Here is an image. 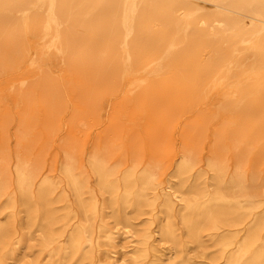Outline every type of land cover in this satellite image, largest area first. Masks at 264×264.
<instances>
[{
  "label": "bare ground",
  "instance_id": "bare-ground-1",
  "mask_svg": "<svg viewBox=\"0 0 264 264\" xmlns=\"http://www.w3.org/2000/svg\"><path fill=\"white\" fill-rule=\"evenodd\" d=\"M108 1L119 21L129 13L130 28L108 34L109 21L104 18L69 23L67 30L78 33L68 36L65 44L72 47L76 41L85 48L63 50L65 39L50 34L39 39L35 57L64 73L83 66L101 70L102 78L125 74L142 81L162 65L173 69L164 83L186 96L191 93L186 85L198 88L209 78L210 67L226 59L242 64L237 56L241 49L254 54L255 65L264 68V0ZM179 9L182 16L176 14ZM243 17H249L251 25ZM153 21L164 25L154 28ZM212 27L224 30L209 31ZM224 41L229 46L223 50ZM22 42V35L0 36V47L13 49ZM47 42L51 48H46ZM164 45L166 49H160ZM204 50L216 52L214 63L199 62ZM186 68L192 69L188 77L181 73ZM145 95L124 98L138 101L146 110ZM149 123L153 127L145 133L150 136L159 127L154 109ZM194 165L189 155H180L175 170L179 184L160 190L162 173L153 167L130 164L120 171L98 152L84 167L78 158L64 162L58 178L18 160L13 178L0 170V264H264V205L247 193L246 177L237 172L226 178L224 167L209 161V190L204 174H194ZM91 177L95 185L89 183ZM192 251L200 257L194 258ZM210 252L212 256H204Z\"/></svg>",
  "mask_w": 264,
  "mask_h": 264
},
{
  "label": "rangeland",
  "instance_id": "rangeland-1",
  "mask_svg": "<svg viewBox=\"0 0 264 264\" xmlns=\"http://www.w3.org/2000/svg\"><path fill=\"white\" fill-rule=\"evenodd\" d=\"M77 2L0 0V36L22 35L23 40L13 49L0 47V170L13 178L15 163L23 159L39 173L45 171L58 178L64 162L78 158L84 167L89 156L98 152L120 171L130 164L138 168L153 167L162 173L158 188L170 190L179 184L176 165L179 156L186 154L195 161L194 174L196 171L204 174L209 190L212 186L208 162L216 161L224 167L226 178L237 172L244 175L247 193L264 205V68L255 65L254 54L241 49L237 56L242 64L233 65L226 59L217 67H210L206 76L210 79L204 78L195 90L189 83L186 85L191 90L187 96L164 83L173 69L162 65L146 81L127 79L125 74L102 78L101 70L92 72L83 66L72 67L75 70L64 73L52 62L35 57L33 51L39 49V39L55 34L65 39L61 49L76 50L85 47L76 41L72 47L65 44L68 36L78 33V30H67L69 23L104 18L109 21L108 34L131 27L126 21L129 13L127 17H119L122 19L119 21L108 0H83L82 5ZM182 12L179 9L176 14L182 16ZM243 18L249 26L251 19ZM31 25L33 29L28 28ZM163 25L156 21L150 24L154 28ZM215 30L222 32L224 27ZM221 46L224 50L229 45L224 41ZM46 48H51L49 42ZM216 56V52L204 50L200 52L199 62L214 63ZM42 72L45 74L41 77ZM191 72L192 69L181 70L187 77ZM144 93L146 110H141L135 98V101L124 98L127 94L142 96ZM153 109L159 127L149 136L145 131L153 127L149 123V112ZM238 122L242 123L241 129ZM89 183L95 185V179L91 177ZM197 254L190 252L196 259L200 257ZM212 255L210 252L204 256Z\"/></svg>",
  "mask_w": 264,
  "mask_h": 264
}]
</instances>
